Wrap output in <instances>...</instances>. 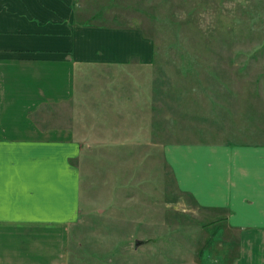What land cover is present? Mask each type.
<instances>
[{"label": "rangeland", "instance_id": "obj_1", "mask_svg": "<svg viewBox=\"0 0 264 264\" xmlns=\"http://www.w3.org/2000/svg\"><path fill=\"white\" fill-rule=\"evenodd\" d=\"M75 2L84 23L130 26L153 51L148 64L130 58L117 90L95 75L85 84L70 264L232 259L238 233L178 189L169 147L264 141V0ZM114 91L130 104L100 102Z\"/></svg>", "mask_w": 264, "mask_h": 264}, {"label": "crops", "instance_id": "obj_2", "mask_svg": "<svg viewBox=\"0 0 264 264\" xmlns=\"http://www.w3.org/2000/svg\"><path fill=\"white\" fill-rule=\"evenodd\" d=\"M84 21L75 0H0V264H70L85 84L95 75L102 90H117L131 57L151 61V41L138 30ZM105 97L130 104L118 92ZM169 150L178 189L222 211L238 233L235 256L210 263L264 264V141Z\"/></svg>", "mask_w": 264, "mask_h": 264}, {"label": "water", "instance_id": "obj_3", "mask_svg": "<svg viewBox=\"0 0 264 264\" xmlns=\"http://www.w3.org/2000/svg\"><path fill=\"white\" fill-rule=\"evenodd\" d=\"M144 243H145L144 240L135 239V240H134V247L136 248V247H138V246H140V245H142V244H144Z\"/></svg>", "mask_w": 264, "mask_h": 264}]
</instances>
